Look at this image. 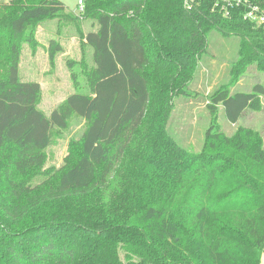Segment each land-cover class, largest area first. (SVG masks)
<instances>
[{"label": "trees", "instance_id": "trees-1", "mask_svg": "<svg viewBox=\"0 0 264 264\" xmlns=\"http://www.w3.org/2000/svg\"><path fill=\"white\" fill-rule=\"evenodd\" d=\"M82 2L79 14L98 23L83 38L93 50L89 92L49 116L40 84L19 79L21 44L41 21L82 18L59 0L0 4V264H261L264 140L244 126L226 135L218 119L237 125L263 110L264 85L231 90L250 66L264 73V31L244 7L225 18L209 0L192 10L183 0ZM212 32L237 37L238 51L229 81L209 96L194 153L167 125ZM73 117L85 121L79 153L31 186Z\"/></svg>", "mask_w": 264, "mask_h": 264}, {"label": "rangeland", "instance_id": "rangeland-1", "mask_svg": "<svg viewBox=\"0 0 264 264\" xmlns=\"http://www.w3.org/2000/svg\"><path fill=\"white\" fill-rule=\"evenodd\" d=\"M9 1L0 0V4ZM59 1L64 3L69 12L80 15L82 19L76 24L68 23L65 18L41 21L33 27L32 42L21 44L19 79L22 82L40 84L38 108L48 116L69 95L89 92L86 72L94 67L93 50L84 44L83 38L86 33L98 30V23L94 18L79 14L78 3L84 0ZM208 39L209 49L194 77L187 82L185 90L180 91V94H173L172 111L167 125L168 133L177 144L194 153H199L204 145L210 119L206 107L209 96L229 81L231 63L235 60L239 44L237 37L221 36L218 32H212ZM256 84L264 85V73L256 65H252L231 92H251ZM262 102L261 112H247L237 125L228 123L223 118L224 113L220 112L218 123L221 130L226 135H232L239 126L249 127L260 132L264 140V97ZM84 130L85 121L73 117L66 130L55 133L53 143L47 150L44 168L29 179L31 186L42 183L74 161L80 150Z\"/></svg>", "mask_w": 264, "mask_h": 264}, {"label": "built area", "instance_id": "built-area-1", "mask_svg": "<svg viewBox=\"0 0 264 264\" xmlns=\"http://www.w3.org/2000/svg\"><path fill=\"white\" fill-rule=\"evenodd\" d=\"M204 0H183L185 9L192 10L199 6ZM212 2L213 11H218L223 14L225 18L230 15L234 8H245L244 19L256 24L264 31V0L257 4L254 0H209ZM78 11H84V4L82 1L78 3Z\"/></svg>", "mask_w": 264, "mask_h": 264}, {"label": "crops", "instance_id": "crops-1", "mask_svg": "<svg viewBox=\"0 0 264 264\" xmlns=\"http://www.w3.org/2000/svg\"><path fill=\"white\" fill-rule=\"evenodd\" d=\"M261 264H264V255L262 256Z\"/></svg>", "mask_w": 264, "mask_h": 264}]
</instances>
